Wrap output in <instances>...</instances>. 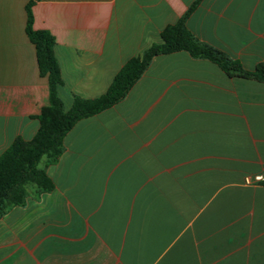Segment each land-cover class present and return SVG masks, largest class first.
Here are the masks:
<instances>
[{"label":"crops","instance_id":"obj_1","mask_svg":"<svg viewBox=\"0 0 264 264\" xmlns=\"http://www.w3.org/2000/svg\"><path fill=\"white\" fill-rule=\"evenodd\" d=\"M29 0H0V153L48 103L28 39ZM194 0H33L54 38L67 110L105 93ZM246 70L264 63V0H200L185 21ZM54 187L0 216V264H264V82L179 50L152 57L126 95L78 120Z\"/></svg>","mask_w":264,"mask_h":264},{"label":"trees","instance_id":"obj_2","mask_svg":"<svg viewBox=\"0 0 264 264\" xmlns=\"http://www.w3.org/2000/svg\"><path fill=\"white\" fill-rule=\"evenodd\" d=\"M199 1L194 0L175 23L163 28L159 42L152 43L139 55L127 59L113 76L105 93L95 98L74 96L67 110L57 92L62 80L53 53L54 38L49 31L32 27L33 0L27 2L25 30L35 48L38 72L46 78L48 103L35 116L38 120L35 133L29 139L16 136L0 153V216L10 206L23 205L29 188L37 193L53 189L54 185L45 167L58 161L64 149L63 138L66 132L78 120L99 113L120 101L142 75L152 57L183 50L192 57L210 60L229 76L264 82V63H257L253 70H246L237 60L199 41L186 27V18Z\"/></svg>","mask_w":264,"mask_h":264},{"label":"built area","instance_id":"obj_3","mask_svg":"<svg viewBox=\"0 0 264 264\" xmlns=\"http://www.w3.org/2000/svg\"><path fill=\"white\" fill-rule=\"evenodd\" d=\"M256 180L259 182H264V172L256 176Z\"/></svg>","mask_w":264,"mask_h":264}]
</instances>
